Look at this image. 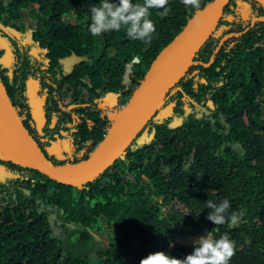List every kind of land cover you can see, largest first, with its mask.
Returning <instances> with one entry per match:
<instances>
[{"label":"trees","instance_id":"16d2710c","mask_svg":"<svg viewBox=\"0 0 264 264\" xmlns=\"http://www.w3.org/2000/svg\"><path fill=\"white\" fill-rule=\"evenodd\" d=\"M208 1L212 0H200V7L193 9L181 0H168L166 7L170 12L167 16L158 15L163 9H151V18L156 25L151 46L144 41L131 40L126 34L123 37L118 33L93 37L87 31V25L90 23L89 7L97 0L9 2V10H18L19 14L20 9H33L32 15L40 25V30L34 32V39L42 36V48L46 45L51 48L45 50L49 57L57 55L55 61L62 62L70 51H76L82 58L72 69L71 83L76 81L77 84L69 105L60 106L59 92L48 89L49 83L42 89V94L47 97L41 108L45 120L55 118L66 125L67 136L63 139L74 150L69 164L91 157L111 123L107 111L118 110L132 98L154 59L181 32L196 10L205 7ZM36 3L40 4L39 9L35 7ZM2 5L4 0H0ZM248 9L256 14L264 11L253 2ZM72 11L76 16L75 24L64 20V16ZM240 13L239 4L231 0L217 32L201 49L198 60L211 62L223 37L237 29L235 18ZM0 19H3V11ZM259 27L260 31L264 29V25ZM7 36L15 37L10 27L1 26V39ZM263 41L260 39L257 45H248L246 55L240 57L241 44L235 49L234 45L238 44L234 43L238 40L231 38L210 66L193 64L180 81L183 93H179L182 96L179 101L175 98L178 104H167L128 149V155L115 162L93 183L76 188L55 182L43 172L18 170L27 184L21 191V201L29 206V212L24 213L23 208L27 206H22L16 210L10 232L6 228L0 230V264H140L149 253L161 250L183 257L193 247L178 245L170 249L174 232L197 234L208 227L214 229L215 236L227 233L235 242L229 264H255L256 261L264 264V115L261 107L254 99L244 102L243 107L252 110L248 118L243 122L229 121L231 129L225 134L217 128H221V124L213 127L211 116L197 118L200 110L193 104L187 109L186 102V96L198 103L216 101L222 78L235 74L236 69L243 66L244 58L248 60L253 52L264 49ZM137 56L141 58L140 62L135 60ZM229 56L235 59L227 65L223 76L220 64ZM233 68L236 69L233 71ZM0 70L10 87L13 103L20 105L21 114L26 116L25 125L34 128L31 121L35 124L37 106L28 102L31 94H23L25 88L14 90L21 82L18 69L0 61ZM83 76L85 79H81ZM34 77L42 82L49 79L62 83L65 80L54 62L48 60ZM206 86L209 87L207 96L204 94ZM79 87L93 93L94 100L79 101ZM110 91L115 94L112 100L106 97ZM71 105L74 107L70 108ZM90 107L95 110L90 111ZM167 108L172 110L171 113H167ZM175 122H178L177 126ZM39 132L48 137L47 142L40 143L41 148L42 144L51 146L56 131L43 128ZM60 148L63 150L62 144ZM9 165L15 167L17 174V166ZM165 167L169 170L163 171ZM224 198L229 199L231 206L225 223L215 225L207 219L210 211L207 200L219 202ZM178 203L188 211L184 219L166 215L161 210L163 206ZM233 212L243 215L239 223L231 225L227 216ZM55 213L61 218L65 216L63 223L59 219L53 221ZM104 223L118 233L110 234L109 243L98 245L97 254L92 256L87 250L96 244L91 230H103ZM63 225L74 227L76 233L65 241L52 237L55 229ZM216 228L220 230L216 231ZM80 231L83 236L77 242L81 243V250L77 251L72 242Z\"/></svg>","mask_w":264,"mask_h":264},{"label":"clouds","instance_id":"9594fccd","mask_svg":"<svg viewBox=\"0 0 264 264\" xmlns=\"http://www.w3.org/2000/svg\"><path fill=\"white\" fill-rule=\"evenodd\" d=\"M10 1L11 0H4V5L0 6V12L3 11V19H0V27L4 26V25H5V29L10 27L11 31L15 35V37L7 36L4 39H1V37H0V54L2 55L0 61L7 63L8 66H14L18 69V77L21 79V82L14 87V90H19V89L25 88V91L23 92V94H25V93L31 94V98L28 99V102H31L32 104H34L36 106H37V103H41L43 105V103L46 101L47 97L44 96V94H42L44 92V90H42V89H45L46 84L49 83L48 89L54 90V91L58 90V92H59L58 101H59L60 106L61 105H69L72 102V96L74 93V85L77 84L76 81H73L71 83L72 73L74 71L72 69H73V66L79 61V59H82V58L79 56V54L76 51H70V53L68 54V57L63 59V61H62L63 63L60 60L55 61V56H57V55H51L49 57V55L46 53L45 50H48L51 48L46 44H45L46 45L45 48H42V42H41V41H43L42 36L34 39V36H35L34 32H37L38 30H40V25H39V20L32 15L33 9H31V10L20 9V14L18 13V10L10 11L9 10V5H10L9 2ZM209 2H211V1H208L207 4ZM236 2L239 4L240 11H241L240 15L235 18V22L237 24V26H236L237 29L229 31L227 33V35L223 37V39L221 40L220 46L218 47L214 57L212 58V60L214 59L213 62H215L216 56L221 51L222 47L231 38H236L238 40V43H234V44H238V45H234L235 49L238 48V46L241 44L240 50H241L242 54L240 55V57H244L247 53L246 47H248V45H252V43H251L252 39L254 37L258 36L261 31H264V29L260 31V27H259V25H264V19L260 18L259 14L253 13V12H251V9H248V7L252 5V2L257 3V5L263 7V10H264V5L261 2H259L258 0H254V1L253 0H236ZM181 3H183L185 6H190L193 9L200 7V0H181ZM167 4H168V0H97L96 3L92 4L89 7V21H90V23L87 25V31L93 37H98L101 34L103 36L112 35L113 33H118L119 35H121L123 37L126 34V36L131 40L144 41L148 46H151L150 41L152 39V34L156 31V25H155L153 19L151 18V9H154V8L155 9H163V10L158 11V15L167 16L168 13L170 12V11H168L169 10L168 7H166ZM229 5H230V3L226 6L225 13H226L227 7ZM35 7H37V9H39L40 4L36 3ZM202 9H204V7H202ZM198 10H200V9H198ZM198 10H196V12ZM26 11H29V15H31L32 21H36L37 25H27L26 24L25 14H24V12H26ZM195 13L192 17L195 16ZM225 13H224V16H225ZM224 16H223V18H224ZM69 18H73L74 19L73 24H75L76 16L74 15V11H72L68 15L64 16L65 21H70ZM223 18H222V20H223ZM222 20H221V22H222ZM5 22H8V24H6ZM221 22H220V24H221ZM185 26L182 28V30L185 28ZM219 26H218V28H219ZM243 38H244V41H241ZM103 40H106V39L103 38ZM205 45L202 46L201 49L204 48ZM229 48L230 47H228V49ZM201 49L199 50V52L201 51ZM63 52H65V51L63 50ZM199 52L196 54V56L194 58L195 62L193 64L200 63V64H204L206 66H210L213 63L212 60H211V62L206 63L204 61L197 59ZM110 54H112V50L110 51ZM53 57H54V61L52 60ZM137 58L140 59L138 61V62H140L141 58L139 56H137L135 58V60ZM232 58L235 59L234 57H232ZM47 60L49 62H54L55 68L65 78V80L62 83L53 82L49 79L46 80V82H42V80L39 78L35 79L34 75H35L36 71L40 70V66L43 64V62H45ZM153 62H152V64H153ZM148 71H147V73H148ZM186 72H185V74H186ZM185 74L181 77L179 82L176 83L169 90V92L167 93L168 99L166 100V103L158 111V113L153 118V120L157 117V115L159 113L162 112V109L167 104H170V105L178 104V102L175 98L177 97L178 101H179L182 97V96L180 97L179 93H181V94L183 93V88L179 84H180V81L182 80V78L185 76ZM81 79H85L84 76ZM205 81H206L207 85L210 84V82L207 78L205 79ZM0 82H1V85L4 86L5 91L7 93V96L9 97L11 104L15 109L14 111L18 115V117L20 118L23 126L29 132V134L32 135L35 142L38 144L39 148L43 151L40 143L47 142L48 137L43 136V133L40 132V134H42V136L40 138V142L37 141L32 130L29 129L25 125L24 121L26 120V116L21 114L20 105L17 106L13 103V100H12L13 97L9 93L10 87L7 85L6 78L2 75L1 70H0ZM137 87H136V89H137ZM78 89L80 90V93H81V91L84 88L79 87ZM63 90H66L67 92L72 93V94L69 93V96L71 94V101L67 104L65 103V100H64ZM110 92H113V91H110ZM110 92H107V93H110ZM206 92L207 91L205 89L204 93H206ZM91 94H92L93 98H89L85 101L94 100V98H95L94 94L93 93H91ZM114 96H115V94H113V97L111 99L110 98H107V99L112 100L114 98ZM133 96H134V93H133ZM133 96H132V98H133ZM106 97H107V94H106ZM16 98L17 97H15V99ZM131 99L127 103L121 104L119 106L118 110L107 111V114L109 115V117L111 119V123L108 126L106 133L103 135V139L105 138L108 131L110 130L116 116H118V114H120V112H122L127 107L129 102L131 101ZM79 101H80V97H79ZM186 102H187V109H188L189 104H193L199 110H201L200 107H204V106H201L202 104L191 99L190 96L189 97L186 96ZM42 105L37 108L35 124L33 123V120L31 121V125H32V127H34L33 129H35V131H38V132L40 130H42L43 128H45L47 130L56 131L57 134L55 137V141H53V144H55L57 151L58 152L61 151L60 150L61 144L63 145L64 149H65V144H68L69 150H71L70 143L68 141H66L65 139H63V137L67 136L66 125L64 123H62L61 120H57L55 118H52L50 121H46L45 120L46 116H44L41 113ZM73 107H74L73 105L70 106V108H73ZM94 110H95V107H90V111H94ZM171 111L172 110H170V108H167V113H171ZM113 116H115V117L113 118ZM198 116H200V113L197 115V118L204 117V115H202L201 117H198ZM177 125H178V122H175V126H177ZM36 126L38 128H35ZM147 127L145 129H147ZM103 139H102V141H103ZM133 144H132V146H133ZM237 146L238 145H236L234 147H237ZM224 151H225V147H224ZM220 152H221V150L218 151L219 154H220ZM244 152L245 151H243L242 154ZM43 153L45 154V156L49 160L51 159L47 156L45 151H43ZM90 156H92V155H90ZM124 157H122L118 161L122 160ZM85 160H87V159H85ZM118 161H116V162H118ZM9 163L14 164V166H17L16 167L17 168V174H15V167L10 166ZM73 164H75V163H73ZM56 165L64 166V165H71V164L68 163V164H56ZM21 168L31 169V168H27V167L18 165L16 163L11 162V161H4V160L0 159V217L5 216L7 218V220H5V222L8 221V218H10V217H11L10 219H12V220L16 219V210L20 209L23 206V204H22L23 201H21V199H22L21 191L25 190V187L27 184L25 182H23V180L21 179V177L18 174V170H21ZM32 170H35V169H32ZM168 170H169L168 167H165L163 169V171H168ZM35 171H38V170H35ZM147 179H148V177H147ZM55 182H56V180H55ZM22 184H24L23 187H22ZM76 188H81V187H76ZM53 189L54 188H52V190ZM155 197H156V195H155ZM159 199L162 200V197L159 196ZM9 201H10V204H7ZM178 204H180V203H178ZM181 205H183V204H181ZM230 206H231L230 201L227 198H224L219 202H216L212 199L207 200V208L210 209V211L207 214V219L210 220L211 222H213L215 225L224 224L226 221V213L228 212ZM23 207H25V206H23ZM169 207L179 209L181 216L176 215V214L175 215L169 214L168 213ZM23 210L25 211L24 208H23ZM161 210L163 212L166 211V212H164L166 215L178 216L181 219H184L185 216L188 214L187 213L188 211L183 213L182 209L177 207L175 204L170 205V206H165V207L163 206L161 208ZM54 215H56V217L53 218L54 219L53 221L59 219V221L61 223L64 222L65 216L63 218H61V216H59L58 213H55ZM242 215H243L242 212L239 214L233 212L227 216V219L231 223V225H234L235 223H239L238 220L241 218ZM104 224H103V226H104ZM3 227H4V222H0V229H2ZM218 230H220V229L216 228V231H218ZM81 231H80V233H78L75 236L74 241L72 242V245L75 246V249L77 251L81 250V243L77 242V239L83 236V233H81ZM75 233H76V229L74 227H69L68 225H63V226L55 229V233L51 236L52 237H58L59 240L65 241L68 239L69 236L74 235ZM195 237H197V238H195ZM187 238H195V239H193L192 244H190V245L182 243L183 240L187 239ZM139 243L140 242L137 240V244H139ZM169 243H170L169 244L170 249L175 248L178 245H185V246H189L191 248L193 247V249L190 253L186 254L183 257L174 256V255L169 254V253L162 251V250L152 252V253H149L146 257L142 258L140 261V264H229L232 256L234 255V251H235V242L229 237V235L227 233H223L219 236H215L214 235V229H212L211 227H208L204 231H201L197 234H189V235H185L181 231L177 230L174 232L173 241L172 242L170 241ZM82 253H84V252H82ZM130 263H132V260L130 261ZM255 264H258V261H256Z\"/></svg>","mask_w":264,"mask_h":264},{"label":"water","instance_id":"95a60500","mask_svg":"<svg viewBox=\"0 0 264 264\" xmlns=\"http://www.w3.org/2000/svg\"><path fill=\"white\" fill-rule=\"evenodd\" d=\"M258 1L264 5V0ZM229 3L230 0H213L189 19L181 33L154 60L127 107L116 116L107 135L87 160L64 166L50 161L23 126L0 82V159L43 172L63 185L83 187L93 183L128 154L127 150L166 103L169 90L217 31ZM113 94L107 93V98L111 99ZM65 149L69 150L68 144ZM168 213L181 216L180 210L173 207H169Z\"/></svg>","mask_w":264,"mask_h":264},{"label":"flooded vegetation","instance_id":"af4514ba","mask_svg":"<svg viewBox=\"0 0 264 264\" xmlns=\"http://www.w3.org/2000/svg\"><path fill=\"white\" fill-rule=\"evenodd\" d=\"M257 5V3H254ZM260 18L264 19V11L259 12ZM260 39H264V31H261L258 36L254 37L251 41L252 45H257ZM264 42V41H263ZM233 61L229 56L225 62L220 64V74L224 76L227 72V65ZM242 67L236 69L235 74L231 73L229 76L222 78V82L217 88L216 101H202L200 104V117L204 115L213 118V127L222 125L221 128L217 127L221 132L227 134L231 125L229 121L237 119V121H245L249 116L250 109L243 107V103L249 99H254L261 107V113L264 115V49L261 51L256 50L253 52L249 59L244 58L241 62ZM245 67H247L245 69ZM247 72V73H246ZM239 78L237 81L236 79ZM209 87H206L208 91ZM207 96V93H204ZM202 118V117H201ZM10 204V201L7 203ZM23 206H27L22 203ZM29 207V206H27ZM11 218V217H10ZM5 216L0 217V222H4L6 231L10 232V225L16 219H10ZM10 219V220H9ZM1 230V229H0Z\"/></svg>","mask_w":264,"mask_h":264},{"label":"rangeland","instance_id":"374dc122","mask_svg":"<svg viewBox=\"0 0 264 264\" xmlns=\"http://www.w3.org/2000/svg\"><path fill=\"white\" fill-rule=\"evenodd\" d=\"M24 14H25V22H26L27 25H37L36 21H32L31 15H29V11L24 12ZM69 20L72 23L74 22L73 18H69ZM63 92H64V100H65V103L67 104V103H69L71 101V94L72 93L71 92H67L66 90H63ZM69 93H71L70 96H69ZM89 98H93L92 94L88 90L83 89L81 91V93H80V100H82V99L83 100H87ZM41 105H42L41 103H37V108L39 106H41ZM114 117L115 116H113V118ZM150 125H151V123L149 124V126ZM31 129H32L36 139L38 141H40V138H41L42 134H40V132H38V131H35V129H33V128H31ZM45 145L42 144L43 149H44L45 153L47 154V156L49 158H51L52 161H54V163L56 162V164H68L71 159L73 160L74 150H65L64 147H63V150L58 152L56 147H55V144H52L51 146H49L47 144H45ZM63 151H65V152H63ZM144 178L147 179V176H145ZM130 179H132V176H130ZM23 186H24V184H22V187ZM175 205L177 207L181 208L183 213H185L187 211V209L183 205H181V204H175ZM27 212H29V207H27L25 209V211H24V213H27ZM164 212H166V211H164ZM54 217H56V215H54ZM104 227L105 228L103 230H96V229L91 230V233L94 234L93 235V240L95 241L96 244L94 246H92L90 249L87 248V250L92 256L97 254V246L98 245H105V244L109 243L110 234L115 235L116 233H118V232H116L114 227L110 226L107 223L104 224ZM195 238H197V237H195ZM195 238L184 239L182 243L190 245V244H192V241Z\"/></svg>","mask_w":264,"mask_h":264}]
</instances>
